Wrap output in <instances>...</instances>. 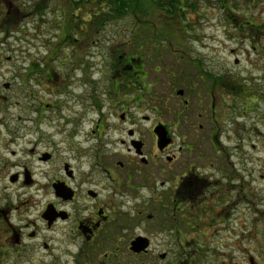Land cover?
<instances>
[{
  "label": "flooded vegetation",
  "instance_id": "af4514ba",
  "mask_svg": "<svg viewBox=\"0 0 264 264\" xmlns=\"http://www.w3.org/2000/svg\"><path fill=\"white\" fill-rule=\"evenodd\" d=\"M55 1L0 0V67L10 40L19 64L0 74V264H264V200L225 147L260 138L259 93H217L197 61L150 84L143 45L118 48L115 23L90 37L85 1L52 31Z\"/></svg>",
  "mask_w": 264,
  "mask_h": 264
},
{
  "label": "rangeland",
  "instance_id": "374dc122",
  "mask_svg": "<svg viewBox=\"0 0 264 264\" xmlns=\"http://www.w3.org/2000/svg\"><path fill=\"white\" fill-rule=\"evenodd\" d=\"M65 1L69 5L68 0H56L53 3L55 11L47 19L50 22L56 19V26L52 31L53 29L60 31L58 28L60 23L65 25L64 6L61 3ZM197 1L198 11L189 13L185 22L177 19L168 20L161 14H155L147 9L148 6L144 2L141 6L143 12L138 18L126 17L116 22V45L118 44L117 47L127 55L137 50L139 45H143L142 52L145 53L147 70L151 74L150 84H154V70L157 67L163 69L166 64L179 61L188 69V65L197 61L201 69L215 73L217 80L224 79L228 81V85L234 82L241 83L246 93H259L260 100L254 107V113L247 115L246 121L248 132L258 122L257 126L262 133L260 138L257 139V136L249 132L247 146L241 144L242 152L238 149L237 138H233L225 147L228 155L234 154L232 157L236 165L234 169L248 170L254 175L255 182L252 188L260 199L264 200V179L257 178V175L264 171V33L242 30L243 25L246 27L248 22L262 26L264 30V4L262 0H256L255 4L252 3L253 0H236L234 3L237 7L234 6L233 12L229 13L228 10L220 8V0ZM228 7L232 8L230 5ZM134 27H137V35L131 33ZM52 31L49 33L45 31L43 35H51ZM174 42H183L189 59L169 56L168 48ZM122 44H125V47ZM8 51L7 56L10 60L5 61L4 66L0 67V74L7 71L8 74L3 80L16 84L14 75L18 72L19 64L16 61V43H11V40ZM161 53L165 59L164 63L159 62L157 58V54ZM151 58L154 60L152 64L149 62ZM95 78L100 80V75L97 74ZM194 81L199 87L203 85L201 79ZM222 87L221 83H217V93H224ZM162 90V86L156 87L154 93H162ZM9 98L12 99V96ZM12 112L16 115L15 110ZM222 152L220 149L217 154L221 155Z\"/></svg>",
  "mask_w": 264,
  "mask_h": 264
},
{
  "label": "trees",
  "instance_id": "16d2710c",
  "mask_svg": "<svg viewBox=\"0 0 264 264\" xmlns=\"http://www.w3.org/2000/svg\"><path fill=\"white\" fill-rule=\"evenodd\" d=\"M84 1L88 5L87 22L84 21L85 13H80L76 20L78 21V25L87 24L91 28L89 31L90 37L97 33V30H93V28H99L114 23L116 24L117 21L126 17L138 18L143 12L141 6H143L144 2L148 6L147 9L149 11H152L155 14H161L164 18H168V20L177 19L185 22L187 21V15L189 13H196L198 11V8L196 7V4L198 3L197 0H73V9L78 10L84 8ZM220 1L228 2L229 5L232 6V8L220 6L221 9H226L229 13L233 12V7L236 6L234 1L236 0ZM255 1L256 0H253L252 3L255 4ZM61 3L64 4V2ZM71 14L72 13L67 15V17L70 18ZM72 17H75V15L73 14ZM70 20H72V18H70ZM120 56L121 55L118 54L116 55V65L121 64ZM217 83H221L223 86L222 88L227 92L232 90L233 93H242L245 90L241 83L238 84L234 82L228 85L224 79H218Z\"/></svg>",
  "mask_w": 264,
  "mask_h": 264
}]
</instances>
